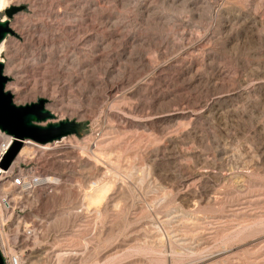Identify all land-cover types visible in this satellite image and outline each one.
Wrapping results in <instances>:
<instances>
[{
    "label": "rangeland",
    "instance_id": "obj_1",
    "mask_svg": "<svg viewBox=\"0 0 264 264\" xmlns=\"http://www.w3.org/2000/svg\"><path fill=\"white\" fill-rule=\"evenodd\" d=\"M5 1L6 91L81 126L17 156L10 258L264 264V0Z\"/></svg>",
    "mask_w": 264,
    "mask_h": 264
},
{
    "label": "water",
    "instance_id": "obj_2",
    "mask_svg": "<svg viewBox=\"0 0 264 264\" xmlns=\"http://www.w3.org/2000/svg\"><path fill=\"white\" fill-rule=\"evenodd\" d=\"M23 9L12 6L5 10L6 22L0 21V44L11 33V19ZM3 68L4 65L0 63V132L15 139L3 163L5 169L15 162L25 141L44 146L64 138L80 136V124L74 121L52 122L55 116L46 110L47 102L44 99L26 106L15 105L12 96L5 91L9 80L3 75ZM0 264H6L1 252Z\"/></svg>",
    "mask_w": 264,
    "mask_h": 264
},
{
    "label": "built area",
    "instance_id": "obj_3",
    "mask_svg": "<svg viewBox=\"0 0 264 264\" xmlns=\"http://www.w3.org/2000/svg\"><path fill=\"white\" fill-rule=\"evenodd\" d=\"M13 142V137L7 135L0 136V156L9 150ZM47 178L48 175L40 171L37 166L30 165V163H25L24 161L18 162L12 168L9 177V188L21 198L30 199L39 190H45L46 193H52V190L47 187V184H45ZM22 212L23 210L21 207H16L15 212L12 213V209L7 205L6 197L2 196V193L0 192V252L7 264H12V260L14 261V264H16L15 260L10 258L8 254V247L4 240V238H7V234L11 232V236L16 245L23 243L22 237L33 235L28 228L23 229L22 236L15 233V228L13 230L9 228L14 216L19 217L18 215Z\"/></svg>",
    "mask_w": 264,
    "mask_h": 264
},
{
    "label": "bare ground",
    "instance_id": "obj_4",
    "mask_svg": "<svg viewBox=\"0 0 264 264\" xmlns=\"http://www.w3.org/2000/svg\"><path fill=\"white\" fill-rule=\"evenodd\" d=\"M9 2V1H8ZM7 2V3H8ZM5 3H6V1L5 0H0V12H3L5 9H6V7H7V5H5ZM0 21L1 22H6V18H3V19H0ZM9 28H10V30H11V33L10 34H8V35H15V32L11 29V27H10V24H9ZM8 35H7V37H8ZM6 37V38H7ZM6 38L2 41V43L0 44V55L3 53V48H4V45H5V43H6ZM0 63L1 64H3L4 65V63L0 60ZM4 69V68H3ZM3 75H4V71H3ZM5 76V75H4ZM6 77V76H5ZM7 78V77H6ZM9 80V79H8ZM18 88H20V87H18ZM5 91H6V88H5ZM7 93H9L11 96H12V98H13V95L9 92V91H6ZM15 104V103H14ZM3 135H5L4 133H1L0 132V136H3ZM65 139V138H64ZM63 140V139H62ZM61 140V141H62ZM14 141H15V139H14ZM57 142H59V141H57ZM14 143V142H13ZM12 143V144H13ZM55 143V142H54ZM24 144H35V143H33V142H29V141H25V143ZM51 144H53V143H51ZM35 145H38V144H35ZM47 145H49V144H47ZM12 146V145H11ZM11 146H10V148H11ZM39 146H43V145H39ZM45 146V145H44ZM9 148V149H10ZM9 151V150H8ZM8 151L7 152H5V153H3L1 156H0V192L2 193V196H4V197H6V199H7V205L12 209V213H14L15 212V207L12 205V202H13V198H11V195L12 194H16V193H14V192H12L11 191V189L9 188V184H10V182H9V177H10V174H11V171H12V168H13V166L15 165L14 163L12 164V166L9 168V169H5L4 167H3V163L5 162V160L7 159V154H8ZM22 153H23V150L21 151V153L19 154L20 156L22 155ZM19 158V157H18ZM54 181H55V179H53V178H47L46 179V181H45V184H47V186L48 185H53L54 184ZM12 264H14V261L12 260V262H11ZM15 263L16 264H19L18 263V260L17 259H15ZM7 264V263H6Z\"/></svg>",
    "mask_w": 264,
    "mask_h": 264
}]
</instances>
